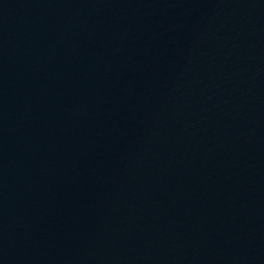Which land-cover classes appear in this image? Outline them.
<instances>
[{
    "label": "water",
    "instance_id": "water-1",
    "mask_svg": "<svg viewBox=\"0 0 264 264\" xmlns=\"http://www.w3.org/2000/svg\"><path fill=\"white\" fill-rule=\"evenodd\" d=\"M0 264H264V0H0Z\"/></svg>",
    "mask_w": 264,
    "mask_h": 264
}]
</instances>
